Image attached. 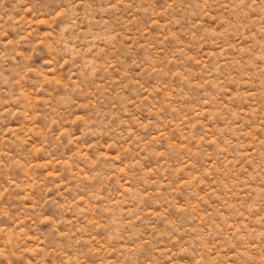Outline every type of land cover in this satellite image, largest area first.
Instances as JSON below:
<instances>
[{"label":"rangeland","instance_id":"obj_1","mask_svg":"<svg viewBox=\"0 0 264 264\" xmlns=\"http://www.w3.org/2000/svg\"><path fill=\"white\" fill-rule=\"evenodd\" d=\"M0 264H264V0H0Z\"/></svg>","mask_w":264,"mask_h":264}]
</instances>
